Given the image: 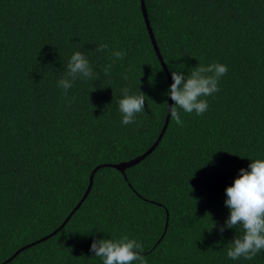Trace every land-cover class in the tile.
Listing matches in <instances>:
<instances>
[{"label": "trees", "instance_id": "1", "mask_svg": "<svg viewBox=\"0 0 264 264\" xmlns=\"http://www.w3.org/2000/svg\"><path fill=\"white\" fill-rule=\"evenodd\" d=\"M143 2L148 24L141 0H0V264H102L93 239L122 235L147 264H264L229 259L241 230L219 231L225 189L264 159V0ZM111 50L126 55L105 75ZM76 51L94 75L65 96ZM213 62L228 71L203 115L179 109L144 159L108 165L156 142L171 71ZM123 88L146 96L127 126Z\"/></svg>", "mask_w": 264, "mask_h": 264}, {"label": "clouds", "instance_id": "2", "mask_svg": "<svg viewBox=\"0 0 264 264\" xmlns=\"http://www.w3.org/2000/svg\"><path fill=\"white\" fill-rule=\"evenodd\" d=\"M109 46L101 43L97 51L103 52ZM126 52L123 50H111L112 64L104 68L105 75H109L113 64L122 60ZM228 68L219 62L208 65L199 64L193 68L190 74L185 76L182 72L171 71L173 83L167 92L174 102L168 105L171 119L179 126H183L179 109L186 113L195 112L203 115L208 109V102L202 97L212 96L219 89L220 78L226 75ZM93 69L80 51L74 52L68 63L66 74L58 81V87L64 90L67 96L68 90L77 79L93 78ZM127 79V77H124ZM122 98L118 101L121 113V123L125 126L136 120V114L145 111V95L132 94L129 88L121 89ZM75 99V97H73ZM247 169H240L239 175L231 186L225 189V205L230 215L224 226H220L222 233L226 228H239L240 234H236L227 248V257L238 260L243 257L252 260L264 251V159H250ZM215 223L213 227H215ZM90 251L94 256L101 258L102 264H147L143 255V243L135 238L122 235L119 238L93 239Z\"/></svg>", "mask_w": 264, "mask_h": 264}, {"label": "water", "instance_id": "3", "mask_svg": "<svg viewBox=\"0 0 264 264\" xmlns=\"http://www.w3.org/2000/svg\"><path fill=\"white\" fill-rule=\"evenodd\" d=\"M141 3H142V7H143V14H144V17H145V21L147 22V24H148V20H147V18H146V14H145V7H144V2H143V0H141ZM150 33H151V37H152V40H154V37H153V35H152V32L150 31ZM161 63L163 64V67L166 69V66H165V64H164V62L163 61H161ZM169 80H170V83H172V81H171V77L169 78ZM171 85V84H170ZM173 104V101L171 100V97H170V105H172ZM170 111H169V115L167 116V118H166V122H165V124H164V126H163V128H162V130H161V133H160V135H159V137H158V139L156 140V142L145 152V153H143L141 156H138V157H136V158H134V159H132V160H130V161H127V162H124V163H121V164H116V165H114V164H108V165H112V166H116L117 168H119V169H122L123 167H129V166H131V165H134V164H136V163H138V162H140L142 159H144L146 156H147V154H149V153H151L152 152V150L155 148V146L159 143V141L162 139V137L164 136V134H165V132H166V129H167V127H168V124H169V119H170ZM97 168H99V167H97ZM89 191V190H88ZM88 191L85 193V195H84V197L82 198V200H81V202L80 203H82L83 202V200L85 199V197H86V195H87V193H88ZM168 219H169V214H167V223H166V227H167V225H168ZM55 233V232H54ZM54 233H51L49 236H51V235H53ZM48 236V237H49ZM45 238H47V237H45ZM44 238V239H45ZM40 240H42V239H40ZM20 251V250H19ZM19 251H17V252H19ZM17 254V253H16ZM15 256V255H14ZM13 257H11L10 259H8L7 261H10L11 259H12ZM6 261V262H7ZM2 264H4V263H2Z\"/></svg>", "mask_w": 264, "mask_h": 264}]
</instances>
